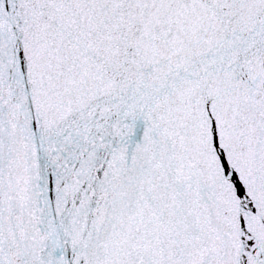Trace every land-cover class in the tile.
<instances>
[{
    "label": "snow or ice",
    "instance_id": "snow-or-ice-1",
    "mask_svg": "<svg viewBox=\"0 0 264 264\" xmlns=\"http://www.w3.org/2000/svg\"><path fill=\"white\" fill-rule=\"evenodd\" d=\"M0 264H264V0H0Z\"/></svg>",
    "mask_w": 264,
    "mask_h": 264
}]
</instances>
